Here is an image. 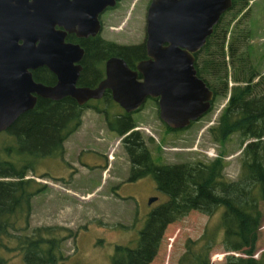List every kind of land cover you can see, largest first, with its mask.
<instances>
[{"label": "trees", "instance_id": "16d2710c", "mask_svg": "<svg viewBox=\"0 0 264 264\" xmlns=\"http://www.w3.org/2000/svg\"><path fill=\"white\" fill-rule=\"evenodd\" d=\"M249 4L250 0H233L232 7L222 14L206 44L196 53L195 62L198 75L216 96L229 93L217 123L209 131L217 142L226 141L234 133L240 135L243 148L237 178L226 175L227 160L223 155L210 160L158 162L141 132L133 129L123 142L135 177L152 175L167 198L149 211L137 246L116 245L111 264H149L168 224L192 209L210 217L215 213L219 216L206 225L199 237L186 240L179 264H213L212 252L217 246L240 253L227 254L226 261L220 264H264V250L258 254L264 224V72L250 52L243 50L250 29L240 27V17L234 26L227 18L234 10L239 16ZM143 48L144 44L121 46L112 41L103 46L97 42L94 47L98 55L123 52L127 56L130 50L140 54ZM76 106L71 97H40L34 108L1 131L8 136L0 147V264L7 261L1 255L5 247L22 249L27 264H67L65 242L71 237L76 240L78 229L61 224L30 226L32 198L44 189V184L27 175L35 171L38 158L64 150L65 140L82 123L81 114L75 113ZM117 121L114 127L120 134L136 125L132 117L120 119V127Z\"/></svg>", "mask_w": 264, "mask_h": 264}, {"label": "rangeland", "instance_id": "374dc122", "mask_svg": "<svg viewBox=\"0 0 264 264\" xmlns=\"http://www.w3.org/2000/svg\"><path fill=\"white\" fill-rule=\"evenodd\" d=\"M148 1L124 0V15L120 16L121 8L113 10L106 27L107 37L125 43L141 41L146 30ZM245 10L239 16L234 10L227 18L232 19L231 26H234L240 17V27L250 29L251 35L243 50L250 52L252 60L264 72V0H250ZM232 84L230 75L229 88ZM228 95L218 94L211 109L183 129H169L159 115L157 102L151 99L143 109L133 113V119L145 145L158 162L210 160L223 155L227 160L226 175L237 178L243 148L240 135L234 133L226 141L217 142L209 131L217 123ZM110 109L111 114L121 110L113 103ZM7 136L0 132V147ZM121 138L109 128L105 114L87 107L82 114V123L66 140L65 152L38 158L35 171L28 172L27 177H36L44 184V189L32 198L30 226L61 224L78 229L76 240L71 237L65 242L67 264H111L116 245L137 246L149 211L167 198L152 175L129 180L132 161ZM83 144L107 150L108 166L91 168L82 165L77 157ZM152 196L157 197L150 202ZM218 216L219 213L210 217L208 213L192 209L184 217L169 223L149 264H179L186 240L199 237L206 225L217 221ZM258 246L259 254L264 250V224ZM4 249L1 255L7 258L6 264H27L22 249ZM229 253L240 254L226 251L222 246L215 247L213 264L226 261Z\"/></svg>", "mask_w": 264, "mask_h": 264}, {"label": "water", "instance_id": "95a60500", "mask_svg": "<svg viewBox=\"0 0 264 264\" xmlns=\"http://www.w3.org/2000/svg\"><path fill=\"white\" fill-rule=\"evenodd\" d=\"M88 1L0 0V132L33 108L39 95L59 99L70 94L84 103L101 96L106 86L131 112L147 97H158L161 118L175 129L190 126L211 109L216 93L198 75L196 53L233 0H152L146 40L150 58L134 70L124 58L111 57L107 77L97 87L77 86L78 69L71 68L72 77L63 76L62 48L74 52L79 45L65 43L66 32L57 27L63 24L79 35L98 33V13L117 0ZM40 65L56 72L59 82L35 80L31 68ZM138 70L143 79L138 78Z\"/></svg>", "mask_w": 264, "mask_h": 264}, {"label": "flooded vegetation", "instance_id": "af4514ba", "mask_svg": "<svg viewBox=\"0 0 264 264\" xmlns=\"http://www.w3.org/2000/svg\"><path fill=\"white\" fill-rule=\"evenodd\" d=\"M87 1L88 0H83V4L84 3L86 4ZM123 1L124 0H117L116 4L107 5L104 9H102L98 13V17H99L100 23H101L100 31L98 33L93 34V33L89 32L87 34L79 35L77 33V31L67 29L63 24L57 25V27L61 31L66 32L64 35V42L65 43H71V44L79 45V48L74 52H67L63 48L61 51L62 52V60L64 61L63 63H64V66L66 68V71L63 72V76L72 77L73 72H70L71 68H74L75 70L78 69L79 74H78L77 80L75 82L77 86H91V87L99 86L101 84V82L107 77V61L111 57L118 56V57L124 58L127 61L129 67H131L134 70L138 69V63L141 60L150 58V56L148 54V50H147L146 40H147V12H148V8H149V5H150L152 0H149L148 4H147V10H146V14H145V19H146L145 28H146V30H145L144 37L141 41L134 42V43H125V42H120L118 40L111 39V38L107 37V35H106V33H107L106 27H107V24L109 22V19L111 17L113 10H115L116 8H118V9L121 8L120 16L124 15L125 8L122 7ZM81 11L86 15V13H87L86 10H81ZM81 11H80V14H81ZM108 41L116 42L117 44H119L121 46H135V45L144 44L143 52H141L140 54H137L136 52H134V50H130L128 52V56L126 54H124L123 52H119V53L111 54V55H109V53L108 54L105 53L103 55H98L96 50L94 49V47H96V45H97V42L99 43L100 46H103ZM81 48H82V50H81ZM31 71H32V74H33V77L35 80L46 83V84L55 85L60 80L59 75L56 72L52 71L47 65H40L38 67L31 68ZM138 72H139L138 78L143 79V77H144L143 73H141V71H139V70H138ZM40 97H43V96L39 95L38 100ZM65 97H71L77 102L76 109L77 108L78 109L75 111V113H77V114L80 113L81 116L84 112V109L87 107L92 108L99 113L105 114V117L107 118V120L109 122V128L111 130L117 132L122 137L121 138L122 142H123V139L125 138V136L128 133H130L133 129L137 130L139 132H140V130H139V128H137V124H136L135 127H133L128 132L120 134L119 128L114 127V121H116V119L120 121V119H123V117H126V118L132 117L133 118V113L135 111L143 109V107L145 106L146 102H148L149 99L155 100L157 102L158 109H159V115H160V105H159V98L158 97H154V96L147 97L146 101L144 102V104L139 109L131 112V111H127V109L115 98L114 90H113V88H111L109 86L105 87L104 92L101 96L91 97L87 101H85L84 103H80L76 97H74L70 94H66L59 99H63ZM43 98H50V97H43ZM59 99H56V100H59ZM111 103L116 105L117 108L119 107V109H121V110L111 114V111H112L110 109ZM110 114L112 115L113 119L110 118V116H109ZM119 121H117L118 126L120 125V122H123V121H120V122ZM104 138H106V137H104ZM66 140L64 142V145L66 143ZM123 144H124V142H123ZM64 149H65V147H64ZM64 152L65 151L63 150L62 153H64ZM107 156H108L107 150L102 149L101 147H95V145L89 146L87 144H83L81 146V149L79 151V155H78L77 159H79L78 161L84 166H89L91 168H104V167L108 166ZM91 158H93V160H91ZM132 168H133V162H132ZM132 168H131L132 173L130 175L129 180H135V179L137 180L141 177L146 176V174H144V175H140V176L136 175L137 177H135V174H134V171L132 170ZM115 191L118 192L116 190V188H115Z\"/></svg>", "mask_w": 264, "mask_h": 264}]
</instances>
